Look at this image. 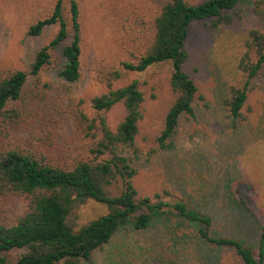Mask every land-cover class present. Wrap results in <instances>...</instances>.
I'll use <instances>...</instances> for the list:
<instances>
[{"label":"trees","instance_id":"1","mask_svg":"<svg viewBox=\"0 0 264 264\" xmlns=\"http://www.w3.org/2000/svg\"><path fill=\"white\" fill-rule=\"evenodd\" d=\"M251 1L253 15L264 19V0ZM241 4L242 0H206L197 4L169 0L155 20L153 36L138 39L130 51L131 60L122 62L126 71L134 73L165 63L172 66L174 99L152 153L174 150L181 118L196 117L199 88L184 69L189 60L191 26L196 22H207L210 30L229 26L241 17ZM52 26L58 28L54 38L37 51L29 70L0 65V198L16 197L27 203L15 222L0 221V264H89L121 232L145 233L172 215L187 224L189 231L193 229L201 244L213 250H232L243 264H264V225L235 190L232 195L237 206L247 211L262 231L258 251L239 237L215 236L212 216L189 207L183 199L167 201L171 197L168 191L140 195L134 185L138 170L126 155V149L136 144L143 119L145 94L139 81L118 85L123 78L114 70L100 78L107 90L92 99L90 112H77L79 145L72 161L56 159L32 143L16 140V133L34 115L38 102L59 92L63 85L65 91L82 78L77 2H71L67 13L63 1L58 0L53 13L32 25L28 36L39 37ZM246 38V52L237 69L240 81L224 102L234 123L245 121L243 110L252 82L264 69V31L251 29ZM60 47L64 61L55 66V51ZM51 69L59 77L50 85L44 81V74ZM119 104L125 108V117L113 131L107 115ZM238 153L241 155L244 149ZM89 204L102 206L106 213L84 222L79 211ZM164 225L169 228L170 238L157 241L154 254L123 264H188L187 244L182 242L187 230L179 231L182 234L178 237L176 228ZM238 226L241 227L239 223ZM119 259H123L121 254L116 263Z\"/></svg>","mask_w":264,"mask_h":264},{"label":"rangeland","instance_id":"2","mask_svg":"<svg viewBox=\"0 0 264 264\" xmlns=\"http://www.w3.org/2000/svg\"><path fill=\"white\" fill-rule=\"evenodd\" d=\"M57 1L0 0L1 66L29 70L37 51L54 38L58 28L52 26L39 37H29L28 30L48 18ZM62 1L67 13L72 1L79 6L82 78L65 91L63 85L59 92L38 102L34 115L16 133V140L32 143L56 159L72 161L79 145L77 112H90L92 99L107 90L100 78L110 70L118 71L123 78L118 85L137 80L145 94L139 136L136 144L126 149L138 170L134 185L140 195L168 191L171 197L167 201L183 199L189 207L212 216L215 236L239 237L258 251L262 231L247 211L237 206L232 194L235 190L237 196L244 198L264 225V69L252 82L243 110L244 122L234 123L224 104L232 87L240 81L237 69L246 52L248 31H264V19L251 11L252 1L242 0L241 17L229 26L216 30H210L207 22L191 26L187 41L189 60L184 69L199 88L196 117L181 118L174 150L156 153H152L156 136L174 99L170 85L172 66L165 63L134 73L126 71L122 62L131 60L130 51L138 39L153 36L155 20L169 0ZM186 1L197 4L206 0ZM62 51L63 47L55 51V66L64 61ZM58 77L59 73L51 69L44 74V81L51 85ZM124 117V106H115L107 115L109 127L115 131ZM241 148L242 156L238 153ZM26 208L27 203L21 198H0V221L13 223ZM104 213L102 206L89 204L79 211V216L86 222ZM163 221L177 229L178 237L182 234L179 231L187 230L182 242L187 244L188 264H243L232 250H213L201 244L193 229L189 231L187 224L175 216ZM164 224H154L145 233L121 232L89 264L130 263L154 254L158 242L170 238ZM120 254L123 259L116 263Z\"/></svg>","mask_w":264,"mask_h":264}]
</instances>
